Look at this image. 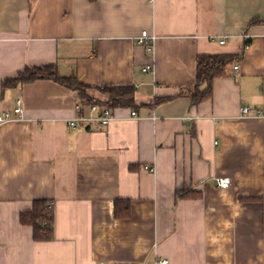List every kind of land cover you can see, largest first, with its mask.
<instances>
[{
	"label": "crops",
	"instance_id": "obj_1",
	"mask_svg": "<svg viewBox=\"0 0 264 264\" xmlns=\"http://www.w3.org/2000/svg\"><path fill=\"white\" fill-rule=\"evenodd\" d=\"M254 17L264 0H0V111L21 100L0 125V264H264V23ZM143 30L151 50L137 42ZM198 54L233 60L192 103L179 93ZM48 64L89 85H132L134 105L73 128L79 106L97 113L78 91L2 84ZM35 199L53 203L50 239L20 220Z\"/></svg>",
	"mask_w": 264,
	"mask_h": 264
},
{
	"label": "trees",
	"instance_id": "obj_2",
	"mask_svg": "<svg viewBox=\"0 0 264 264\" xmlns=\"http://www.w3.org/2000/svg\"><path fill=\"white\" fill-rule=\"evenodd\" d=\"M264 23V18L254 17L248 24ZM249 39L244 40V45ZM233 57L229 54H198L196 57V80L191 87L179 94L186 93L192 103L208 98L211 94V81L215 77L226 74V67L232 62ZM38 79H50L79 93L80 104H98L99 106H133L135 88L132 85H102L95 86L82 83L74 75L63 76L52 65H40L26 67L18 71L15 76L5 78L3 86H11L17 83L31 82ZM93 92L98 93L95 95ZM165 98H159L162 101ZM133 169L134 166H131ZM129 209L128 199L115 201L116 216H126ZM124 211V212H122ZM44 199H35L28 211L21 213L22 223L32 225L33 235L37 240L51 238L53 231V217ZM122 212V213H121Z\"/></svg>",
	"mask_w": 264,
	"mask_h": 264
},
{
	"label": "built area",
	"instance_id": "obj_3",
	"mask_svg": "<svg viewBox=\"0 0 264 264\" xmlns=\"http://www.w3.org/2000/svg\"><path fill=\"white\" fill-rule=\"evenodd\" d=\"M151 1V0H150ZM138 43L141 45H145V47L147 48V50H151L152 49V45L150 43V41L147 38V31L143 30L141 31V35L139 36V38L137 39ZM220 43H223L224 40H220ZM151 67L150 65H146L145 67H143V69L145 71L149 70ZM238 66H234L233 69H237ZM20 104H21V100L18 98L17 99V105L16 107L12 110H2L0 111V125L8 122V121H12L15 120L14 118V114L16 115L17 113L20 112ZM79 114L75 117H72L70 119L67 120L68 125H70L73 128H77L80 124L86 123V122H97L100 125H106L109 122H111L112 120L116 119V115L113 113L111 107L103 105V106H99L98 104H91L89 105L90 110L96 114L94 115H89V116H85L82 114V108L79 106ZM246 108H244V112H246ZM128 118H133V119H141V117L138 115V113L131 109L129 111L128 114ZM151 118L152 119H156L157 117L153 114H151ZM145 168H148L147 166H145ZM150 171H153L152 168L149 167ZM217 183L219 185V187L221 188H226L229 184V179L228 177H216ZM47 207L49 209V211H51L50 214H52V207H53V203L52 202H47ZM167 260L166 259H161V263H165Z\"/></svg>",
	"mask_w": 264,
	"mask_h": 264
}]
</instances>
